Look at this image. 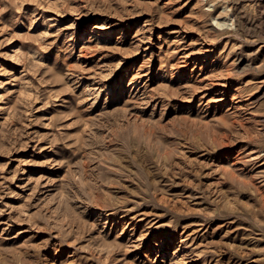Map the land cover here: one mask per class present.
<instances>
[{"label": "rangeland", "instance_id": "obj_1", "mask_svg": "<svg viewBox=\"0 0 264 264\" xmlns=\"http://www.w3.org/2000/svg\"><path fill=\"white\" fill-rule=\"evenodd\" d=\"M0 264H264V0H0Z\"/></svg>", "mask_w": 264, "mask_h": 264}, {"label": "bare ground", "instance_id": "obj_2", "mask_svg": "<svg viewBox=\"0 0 264 264\" xmlns=\"http://www.w3.org/2000/svg\"><path fill=\"white\" fill-rule=\"evenodd\" d=\"M232 18H233V16H232ZM232 20V19H231ZM228 21V20H227ZM225 23V22H224ZM224 23H222V22H216V25H215V29L217 28V27H223L224 25H226V24H228V23H226V24H224ZM228 28V27H227Z\"/></svg>", "mask_w": 264, "mask_h": 264}]
</instances>
